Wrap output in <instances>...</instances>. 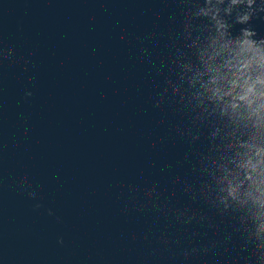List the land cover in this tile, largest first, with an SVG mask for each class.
Listing matches in <instances>:
<instances>
[{"label":"water","instance_id":"95a60500","mask_svg":"<svg viewBox=\"0 0 264 264\" xmlns=\"http://www.w3.org/2000/svg\"><path fill=\"white\" fill-rule=\"evenodd\" d=\"M261 55L264 0H0V264H264Z\"/></svg>","mask_w":264,"mask_h":264},{"label":"clouds","instance_id":"9594fccd","mask_svg":"<svg viewBox=\"0 0 264 264\" xmlns=\"http://www.w3.org/2000/svg\"><path fill=\"white\" fill-rule=\"evenodd\" d=\"M239 2H240V0H232L233 4H237ZM252 2H253V0H248V5L251 6ZM248 19H249V16L244 15V16H241L238 18V22L239 23H245ZM218 28H226V25L218 22ZM242 32H243V37H245V38L236 41V43L239 46V52L237 53V55L242 54L244 51H247L248 49L254 48L256 45L255 41L247 39L248 37L253 36L255 34L254 32H251L247 29H243ZM226 63H228V62H226ZM260 66L264 67V55H261V57H260ZM210 79H211L212 83L216 82V77H211ZM257 83L264 84V79L258 80ZM252 91H255V89L253 88ZM213 96L216 98H222L220 96L219 89H213ZM235 106L236 105L234 104L233 107H235ZM262 107H264V105H262ZM229 194L230 195L232 194L231 187L229 188Z\"/></svg>","mask_w":264,"mask_h":264}]
</instances>
